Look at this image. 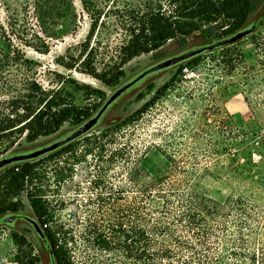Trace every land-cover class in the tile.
<instances>
[{"label":"rangeland","instance_id":"374dc122","mask_svg":"<svg viewBox=\"0 0 264 264\" xmlns=\"http://www.w3.org/2000/svg\"><path fill=\"white\" fill-rule=\"evenodd\" d=\"M174 1L92 0L109 13L101 16L103 22L90 40L91 67L105 74L119 64V48L128 38L121 25H126L125 14L132 5L151 2L170 13ZM209 1L217 7L224 0ZM250 2L252 12L233 35L204 38L201 29L214 21L190 15L203 3L188 0L186 6L190 9L182 13L181 21L193 29L191 34L184 39L169 40L159 49L134 58L123 67L125 76L114 87L105 86L81 69L69 71L57 64L62 56L76 58L89 35L90 19L80 0H72L73 14L61 19L55 27L57 40L51 42L49 54L40 55L24 48L26 56L39 65L36 78L43 88L59 89L77 107L94 108L91 120L97 121L87 136L125 122L146 108L120 133L119 144L128 143L131 147V159L125 163L106 162L120 145L110 144L103 153L99 147L93 148L82 138L77 139L78 126L68 123L56 134L34 142L22 137L0 156V162L29 156L35 160L59 152L52 159H44L40 166L44 193L38 198L49 218L53 217L69 232L72 264H144L126 258L117 246L109 251L93 247L87 235L89 212L95 207L88 204L100 192L97 180L102 177L114 188L126 185L132 158L139 154L153 179L173 175L175 179L184 178L187 187L218 202L238 197L249 201L255 209L252 217L258 221L251 223L254 233L243 230L244 244H241L237 234L240 229L234 223L226 233L234 244L225 243L219 249L226 264L258 263V257L255 262L249 257L264 249V0ZM22 6V0H0V23L7 27L13 19L20 22ZM113 9L117 13H112ZM123 12V19L119 18L117 14L121 16ZM212 18L217 24L224 19L222 14ZM166 84H170L168 89L151 104L157 91ZM230 119L238 126L233 133L229 130ZM64 146H69L70 151H61ZM181 156L189 171L183 177L171 172L174 165L171 161L178 162ZM7 168L9 165L0 166V179ZM99 168L105 172H99ZM62 173L67 177L58 183ZM49 224L53 226L51 221ZM12 233L26 239L39 259L38 264H55L45 234L24 196L17 212L0 213V264H17L16 256H21ZM231 250L245 255L236 261L229 254ZM163 262L180 264L175 260Z\"/></svg>","mask_w":264,"mask_h":264},{"label":"trees","instance_id":"16d2710c","mask_svg":"<svg viewBox=\"0 0 264 264\" xmlns=\"http://www.w3.org/2000/svg\"><path fill=\"white\" fill-rule=\"evenodd\" d=\"M22 1L23 19L20 22L13 19L7 27L0 23V156L14 147L22 137L34 142L40 137L56 134L66 123L78 126L80 130L95 112L94 108L77 107L59 89L43 88L36 78L39 65L29 59L24 51V48H28L40 55L49 54L51 42L57 40L55 27L61 19L73 14L72 0ZM80 3L90 19L89 35L76 58L62 56L57 64L69 71L81 69L83 74L99 80L107 87L120 83L125 76L123 67L134 58L159 49L169 40L184 39L193 31L181 21L182 13L190 9V6H186L188 0L174 1V9L170 13L159 5L153 6L151 2L144 6L132 5L125 14L126 25H121L128 38L119 48L120 62L109 73L100 74L89 63L92 52L89 43L98 24L103 22L101 16L106 17L109 10L105 12L92 0H80ZM202 3L190 15L207 22L214 21L201 29L204 38L233 35L253 10L250 0H224L217 7L209 0H202ZM112 13H117V10L113 9ZM220 14L224 19L221 24H217L212 16ZM117 15L123 19L124 12L121 16ZM169 86L166 84L158 90L151 104ZM145 109L112 128L93 136H87V132L77 139L82 138L93 148L99 147L105 153L110 144L120 145L118 141L123 128L131 121H136L135 118ZM228 123L230 133L238 129L233 120L230 119ZM130 149L128 143L120 145L106 162L125 163L131 159ZM61 151L66 153L70 148L64 146ZM58 153L48 158L9 165L0 179V192L3 193L0 195V213L17 212L22 207L24 196L45 234L55 264H72L69 232L53 217L49 218L38 198L43 197L44 193L40 166L44 159H52ZM183 157L178 162L171 161L174 163L171 172L175 176L189 174L183 166L186 162ZM132 159V168L126 173V185L114 188L102 177L97 180L99 188H96L100 192L88 204L95 207L90 210L87 220V235L93 247L109 251L117 246L126 258L144 264H164L163 261L173 260L180 264H226L219 247L225 243L234 244V240L226 238L230 225L237 223L240 229L238 241L241 244H244L243 230L254 233L251 223L258 221L252 217L255 209L249 201L238 197L218 202L187 187L184 178L175 179L173 175L153 179L142 165L140 154ZM66 177L62 173L58 183H63ZM9 199H16V202L11 203ZM50 221L53 226H50ZM11 237L21 251V256H16L17 264L39 263L25 238L17 233H12ZM165 238L169 241H165ZM25 247L29 249L23 250ZM229 254L236 261L245 255L235 250ZM257 257V264H264V249L250 255L249 259L255 262Z\"/></svg>","mask_w":264,"mask_h":264},{"label":"water","instance_id":"95a60500","mask_svg":"<svg viewBox=\"0 0 264 264\" xmlns=\"http://www.w3.org/2000/svg\"><path fill=\"white\" fill-rule=\"evenodd\" d=\"M97 119H93L90 120L84 127H82L80 130H78V132L75 134V137H79L82 134H85L87 132H89L96 124ZM38 157V156H35ZM33 157L29 156V157H22V158H11V159H5L3 161L0 162V166H8L14 163H18V162H24V161H29L31 160ZM13 218L9 219V222H12Z\"/></svg>","mask_w":264,"mask_h":264}]
</instances>
